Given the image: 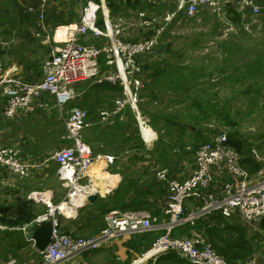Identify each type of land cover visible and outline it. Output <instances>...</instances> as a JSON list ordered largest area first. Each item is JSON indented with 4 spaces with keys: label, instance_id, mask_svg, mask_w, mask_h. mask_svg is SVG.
I'll list each match as a JSON object with an SVG mask.
<instances>
[{
    "label": "built area",
    "instance_id": "2783aa9c",
    "mask_svg": "<svg viewBox=\"0 0 264 264\" xmlns=\"http://www.w3.org/2000/svg\"><path fill=\"white\" fill-rule=\"evenodd\" d=\"M167 1L172 7L163 10L160 17L150 12L152 8H138L135 24L142 27L144 32L139 39L130 40L122 38L127 24L124 17L117 15L109 18L94 0H88L79 22L67 30L65 37L53 46L50 56L43 61V74L37 81L22 79L0 59V94L6 97L4 116L17 117L19 107L28 106L34 97L45 92L55 97L61 109L64 104L77 98L75 84L88 80L92 84L109 83L121 89V94L112 99L111 108L96 111L100 123H106L114 117L122 121L126 108H130L139 117V106L143 102L140 92L149 83L141 57L144 55L151 60L156 55V49L164 43L168 26L174 20L178 17L194 19L207 12L222 18L226 15V8L230 6L243 15L246 12L259 15L263 8L261 0ZM47 2L48 0H41V6H46ZM29 10L33 8L30 7ZM101 11L103 24H100ZM89 32L106 40L99 44L81 42L80 38ZM91 116L82 105L72 106L65 121L66 133L62 136L68 143H62L52 155L58 165L57 175L68 187L64 200H69L70 193L77 186L88 187L91 184L94 174L91 166L94 162L104 160L102 170L106 165L114 163L112 155H95L83 138L81 130L95 123ZM227 138L226 133H219L198 146L187 174L173 178L169 177L168 168L157 169L156 178L165 182L168 188L170 221L167 223L161 224L146 211L114 210L105 215L106 225L97 233L72 236L60 229V221L55 214H62L59 206L45 202L47 210L37 214L32 220L38 225L51 221L50 242L44 250L39 251L33 241L29 240L38 261L24 264H71L82 252L100 249L115 238L160 230L164 232L135 259V264L155 259L167 252H174L192 264H264V255L259 260H227L197 230H192L188 236H173L170 233L175 226L193 223L195 219L215 214L224 218L237 214L245 223L256 226L264 219V155L251 149L248 157L259 165V169L251 173L243 165V155L228 144ZM0 165L23 176L30 175L32 167L23 160L19 149L11 145L0 146ZM187 200L193 201L194 208L183 216ZM75 214L73 211L67 217H74ZM25 227L26 224L13 227L0 221V231L17 228L25 232ZM0 264H17V260L9 258L4 261L0 251Z\"/></svg>",
    "mask_w": 264,
    "mask_h": 264
},
{
    "label": "crops",
    "instance_id": "0c3cea01",
    "mask_svg": "<svg viewBox=\"0 0 264 264\" xmlns=\"http://www.w3.org/2000/svg\"><path fill=\"white\" fill-rule=\"evenodd\" d=\"M87 1L48 0L46 6L42 7L41 0H0L1 61L7 68H13L17 75L24 80L37 81L40 79L43 74V61L50 56L53 46L65 37L67 30L79 22L82 9ZM94 2L103 9L105 14H108L109 18L116 17L117 15L124 17L122 13L117 11V8L121 5H126L128 2L135 5L136 8L149 7L153 9L154 7H160V13L172 7L167 0H94ZM110 4H112V7ZM30 7L33 10H29ZM99 15L101 20L100 24H103L102 11ZM139 28L140 36L144 29L142 27ZM91 35L95 38V43L97 44L102 40H106L96 37L92 33ZM139 36L137 38L126 39L137 40L141 37ZM82 39L88 42L87 37H82ZM141 60L144 62L147 72L148 62L152 60L144 55L141 57ZM74 88L78 93L77 98H75V103H70L69 105H66V103L60 109L55 97L45 92L34 97L28 106L19 107L17 111L18 116L10 118L5 117L3 114L6 97L0 94V146L11 145L16 147L19 149L23 160L32 165L30 175L28 176L13 173L0 165V206L10 205L17 199L26 197L24 195L33 197L35 192L49 193V199L53 205L61 203L66 198L68 187L59 179L57 175L58 165L53 160L52 155L62 143H68L62 139V136L66 133L65 121L69 115L70 108L74 105H82L87 108L95 121L93 125L86 128L83 135L94 154L112 155L114 157V163L106 165L103 169L108 172V175H106L104 183H102V185H105L106 180L110 181L115 179L114 186L105 193L99 191L92 192L91 194H96L95 199L97 197H105L113 192L123 178H134L128 174L136 176L135 172L130 168L127 169L126 165L129 164V161H135L137 154L133 151L148 148L152 143V139L150 141L144 140L138 115L132 112L130 108H126L122 121L114 117L106 123H100L96 115V111L100 108H111L112 99L121 94L120 87L109 83L92 84L88 80H81L75 84ZM145 88L140 92L143 99V91ZM140 108L139 106V117ZM156 148L157 144H154V150ZM163 155L164 153L161 154V157L160 155L155 156L152 160L159 161V163L165 161V167L169 170V177L177 178L183 175L182 171L175 170V167H178V163H175L173 166L174 170H172L169 163L175 160L172 157H163ZM155 161L153 162L155 163ZM144 174L147 177L150 175L148 171H145ZM156 183H162V186ZM138 185L140 186L139 183ZM140 187L142 191L138 195L137 200H133V193L129 195L131 196L132 207L139 211L148 212L161 224L170 221V213L167 207L168 188L166 183L158 180L155 176L153 181H149L148 184L142 183ZM213 187L216 188L215 186ZM95 199L92 202L86 199L87 202H84L80 207L92 204ZM193 208V201L187 200L184 205L183 216L188 215ZM77 213L78 211H76L74 217L66 218H75ZM216 215L229 223H235L243 227L247 231V237L250 238L254 252L251 259L255 258L259 260L263 257L264 254L259 255V252H256L257 249L264 248L262 247L263 245H260V239L264 238V230L259 227L260 224L256 226L245 223L237 214L229 218H224L220 214L211 216ZM188 223L191 224L188 231L181 229L182 226H186ZM193 223L186 222L182 225L175 226V229H172L173 232L171 230L170 233L173 236H188L192 230H196L192 227ZM79 225L73 226L72 228H76ZM13 230L19 229L16 228ZM9 231L12 230L1 232L3 235V232L7 234ZM163 232L164 230L136 234L139 235V241L133 238L135 235L115 238L96 252L90 253L85 257L81 255L77 256L71 261V264H135L134 260L150 247L155 238ZM22 233V236L25 238L26 232ZM121 238L130 240L122 243ZM257 239H259V244L255 243L254 245V240ZM27 241L29 240L25 238L22 246L25 247L26 244L30 245ZM131 241L132 244H129ZM262 241L264 242V240ZM22 246L19 247L20 250ZM31 253H34L36 257L34 260L28 262H37L38 256L33 248L31 249ZM140 264L192 263L174 252H167L155 259H149Z\"/></svg>",
    "mask_w": 264,
    "mask_h": 264
},
{
    "label": "rangeland",
    "instance_id": "374dc122",
    "mask_svg": "<svg viewBox=\"0 0 264 264\" xmlns=\"http://www.w3.org/2000/svg\"><path fill=\"white\" fill-rule=\"evenodd\" d=\"M160 9L154 7L150 12L160 17ZM117 11L127 22L122 38H137L140 34V28L135 24L138 8L128 2ZM231 16L226 13L220 18L207 12L194 19L178 17L168 26L164 43L148 62L147 76L151 85L143 91L140 117L150 124L155 135L151 146L133 151L137 154L136 159L126 165L136 176L128 175L140 186L155 179L157 168L165 167V161L152 160L155 156L161 157L164 153L163 157H172L175 160L169 163L172 170L178 163L175 170L187 174L192 166L194 152L191 151L219 133L228 136L235 131L248 141L251 149L264 155V4L259 15L240 13L237 21ZM84 37L88 42L80 38L81 42L95 43L90 32ZM70 103H75V99L66 105ZM85 130H81L83 135ZM154 144H157L155 150ZM145 171L150 174L148 177ZM156 184L162 186V183ZM24 196L21 199L35 204L32 208L36 213L48 208L45 201ZM2 215L8 220L13 217L9 213ZM60 215L64 222L67 216ZM72 230L79 236L91 234V229L84 225ZM21 237L19 230L3 232V235L0 231V251L4 261L15 258L17 263L24 264L35 259L30 245L19 249ZM133 238L139 241V235ZM127 240L121 238L122 243ZM260 240L264 247V238ZM258 241L254 240V245L259 244ZM100 249L80 255L85 257ZM256 252L262 255L264 248Z\"/></svg>",
    "mask_w": 264,
    "mask_h": 264
},
{
    "label": "trees",
    "instance_id": "16d2710c",
    "mask_svg": "<svg viewBox=\"0 0 264 264\" xmlns=\"http://www.w3.org/2000/svg\"><path fill=\"white\" fill-rule=\"evenodd\" d=\"M261 1L264 4V0ZM110 6L112 7V4H110ZM226 13L230 16L232 15V20H239L240 13L235 11L231 6L228 8ZM149 85L151 84L146 83L145 87H148ZM227 142L243 155V165L249 172L253 173L259 169L258 163L248 157L251 147L247 140L241 138V136L234 131L228 134ZM194 151L191 152L193 153ZM141 191L142 188L137 184L134 178H123L113 192L105 197H97L90 205L80 207L75 218H64V222H62L63 217L60 214L59 216L58 213H55L59 218V221L61 219L60 229L67 234L76 236L77 234L72 231V227L80 224L77 226L79 229L82 228V225L88 226L91 229V234H95L106 225L104 216L107 213L114 210H138L132 207L130 200L131 196L129 195L130 193H133V200H137ZM33 205L35 204L29 200L17 199L14 204L0 206V221L10 224V226L21 227L29 223L37 214H40L33 210ZM88 206L90 207L88 208ZM46 210L47 208L45 211ZM3 213L12 214V219H5L2 215ZM190 227L191 224L188 223L186 226H182L181 229L188 231ZM192 227L197 231L202 232L211 242L213 247L229 261L240 262L253 257V246L251 245L250 238L247 237V231L235 223H229L220 216L216 215L210 216L209 218L198 219L194 221ZM259 227L264 230V219L261 221ZM19 232L22 233V231ZM24 242L25 238L22 236V239H19L18 246H22ZM27 243L31 244L30 241H27ZM23 247L24 246H22V248Z\"/></svg>",
    "mask_w": 264,
    "mask_h": 264
},
{
    "label": "bare ground",
    "instance_id": "6f19581e",
    "mask_svg": "<svg viewBox=\"0 0 264 264\" xmlns=\"http://www.w3.org/2000/svg\"><path fill=\"white\" fill-rule=\"evenodd\" d=\"M140 122H141L140 125L141 132L144 137V140L150 141L151 139L154 138L155 132L148 126V124H146V122H144L142 118L140 119ZM145 125L149 127V129ZM104 165H105V161L102 159L94 162L91 166V172L94 173L91 184L88 187L77 186V188L73 189L72 192L70 193L69 200L66 203L62 201V203L58 205L59 206L58 209L61 211V213L64 216L72 215L74 208L78 205H81V203L86 198L88 193H92L95 191L105 193L114 186V183L116 181L115 179L110 181L106 180L105 185H102V183H104V178L106 177V175H108L107 171L102 170ZM49 196H50L49 193H44V192L41 193L35 192V194L33 195V197H35L36 199L43 200L46 203L50 204ZM128 211H132V210H128Z\"/></svg>",
    "mask_w": 264,
    "mask_h": 264
},
{
    "label": "water",
    "instance_id": "95a60500",
    "mask_svg": "<svg viewBox=\"0 0 264 264\" xmlns=\"http://www.w3.org/2000/svg\"><path fill=\"white\" fill-rule=\"evenodd\" d=\"M96 197V194H90L88 196V201L92 202ZM80 205L76 206L79 208ZM76 208L74 212L76 213ZM25 238L27 240H31L34 243V246L37 250L42 251L49 244L51 236H52V224L51 221H46L42 224H37L36 221L31 220L26 224L25 227Z\"/></svg>",
    "mask_w": 264,
    "mask_h": 264
}]
</instances>
